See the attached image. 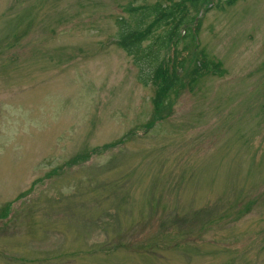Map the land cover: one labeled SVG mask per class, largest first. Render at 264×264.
I'll list each match as a JSON object with an SVG mask.
<instances>
[{
  "label": "rangeland",
  "instance_id": "374dc122",
  "mask_svg": "<svg viewBox=\"0 0 264 264\" xmlns=\"http://www.w3.org/2000/svg\"><path fill=\"white\" fill-rule=\"evenodd\" d=\"M155 2L160 101L117 41ZM194 3L0 0V264H264V0Z\"/></svg>",
  "mask_w": 264,
  "mask_h": 264
},
{
  "label": "trees",
  "instance_id": "16d2710c",
  "mask_svg": "<svg viewBox=\"0 0 264 264\" xmlns=\"http://www.w3.org/2000/svg\"><path fill=\"white\" fill-rule=\"evenodd\" d=\"M203 0H195L194 4L201 3ZM236 0H227L232 2ZM131 16H134L135 26H128L125 18H118L120 31L117 34L118 43L121 48L129 55L134 64L139 70L138 79L144 84L149 81H158L157 101L163 100L166 94L173 90L179 82L176 74L177 67L182 65L183 59L178 60V51L175 52L177 35L180 27L185 23L186 13L182 8L175 5H163L160 2H155L152 5H141L133 8ZM152 21L142 26L144 20ZM196 16H191L189 21L195 20ZM145 26V27H144ZM161 26L167 28L152 42L144 44L145 41L158 30ZM188 29V28H187ZM182 37H192L190 30ZM174 45L172 57L165 63L160 57L162 50H167L171 45ZM204 67L208 71L215 72L218 70L217 65L205 63ZM160 104V102H157Z\"/></svg>",
  "mask_w": 264,
  "mask_h": 264
}]
</instances>
